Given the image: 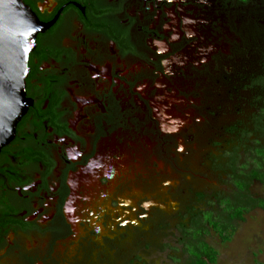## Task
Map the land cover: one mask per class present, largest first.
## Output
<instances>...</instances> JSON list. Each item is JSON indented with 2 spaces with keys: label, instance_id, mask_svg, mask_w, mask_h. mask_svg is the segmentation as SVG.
I'll use <instances>...</instances> for the list:
<instances>
[{
  "label": "flooded vegetation",
  "instance_id": "1",
  "mask_svg": "<svg viewBox=\"0 0 264 264\" xmlns=\"http://www.w3.org/2000/svg\"><path fill=\"white\" fill-rule=\"evenodd\" d=\"M20 1L41 30L26 58V110L0 148V264H103L110 252L97 254L90 235L106 225L95 217L123 152L171 143V104L190 123L182 105L208 63L251 43L262 51L264 0Z\"/></svg>",
  "mask_w": 264,
  "mask_h": 264
},
{
  "label": "rangeland",
  "instance_id": "2",
  "mask_svg": "<svg viewBox=\"0 0 264 264\" xmlns=\"http://www.w3.org/2000/svg\"><path fill=\"white\" fill-rule=\"evenodd\" d=\"M249 46V54L226 53L219 58V64L208 63V76L203 77L198 91L190 85V95L182 105H188L185 110L190 114V123L184 126L189 119L175 113L171 104L169 132H177L167 147L162 144L156 148L152 143L146 146L141 142L123 152L122 172L111 177L113 190L102 198L108 201V207L100 203L95 217L99 219L97 226L103 219L106 225L99 226L103 228L98 237L90 235L99 245L95 249L97 254L104 253L105 247L110 252L103 264H188L178 243V214H184L187 206L195 210L217 209L209 204L211 194L232 188L228 181L229 153L236 150L242 163L244 149L264 144V136L255 131L252 123L264 104V43L260 45L262 51H255L252 43ZM188 73L186 79L192 84L190 76L195 72ZM170 102L178 101L171 96ZM160 125L168 124L160 121ZM145 127L142 130L146 131ZM146 135L147 131L143 136ZM198 190L205 194L199 201L195 197ZM249 193L264 199V186L254 181ZM163 219L166 222L160 225L161 231H148L150 224L155 229ZM80 233L70 247L71 253L59 254L60 261L75 254L76 240L87 236L84 229ZM122 233L129 234L125 242L119 238ZM108 236L111 244L120 245V252L106 245ZM204 240L217 251L214 264H264V209L254 208L245 213L243 220L235 222L228 241H221L212 231Z\"/></svg>",
  "mask_w": 264,
  "mask_h": 264
},
{
  "label": "trees",
  "instance_id": "3",
  "mask_svg": "<svg viewBox=\"0 0 264 264\" xmlns=\"http://www.w3.org/2000/svg\"><path fill=\"white\" fill-rule=\"evenodd\" d=\"M252 123L255 131L264 136V104L253 116ZM244 150L245 159L242 163L236 150L228 155V181L232 188L229 192L211 194L212 202L209 204L216 205L217 209L195 210L187 206L184 214H178V243L188 264H214L217 251L204 240V236L212 231L221 241L226 242L234 233L235 222L243 220L245 213L254 208L264 209V199L249 193V187L254 181L264 186V144ZM195 197L199 201L205 198V194L197 193ZM183 219H187L186 223Z\"/></svg>",
  "mask_w": 264,
  "mask_h": 264
},
{
  "label": "water",
  "instance_id": "4",
  "mask_svg": "<svg viewBox=\"0 0 264 264\" xmlns=\"http://www.w3.org/2000/svg\"><path fill=\"white\" fill-rule=\"evenodd\" d=\"M39 30L20 0H0V148L12 139L16 123L26 110V58Z\"/></svg>",
  "mask_w": 264,
  "mask_h": 264
}]
</instances>
